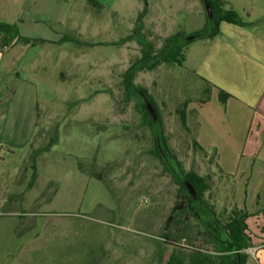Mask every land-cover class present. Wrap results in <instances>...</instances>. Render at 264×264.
I'll return each instance as SVG.
<instances>
[{"label":"rangeland","instance_id":"374dc122","mask_svg":"<svg viewBox=\"0 0 264 264\" xmlns=\"http://www.w3.org/2000/svg\"><path fill=\"white\" fill-rule=\"evenodd\" d=\"M5 1L11 16L0 20L45 41L10 49L21 84L0 79V87L33 89L39 104L34 136L9 160L2 181V190L17 199L13 209L37 213L43 226L13 264H164L173 254L189 261L194 251L219 262L211 237L189 211L173 212L183 193L156 156L144 114L127 100L123 82L141 57L134 38L139 26L159 50L168 37L204 27L201 0ZM222 2L264 27V0ZM203 43L190 44L175 63L138 73L135 82L157 105L171 151L186 172L204 179L205 197L228 216L234 182L220 174L213 154L194 145L195 112L209 88L194 71ZM10 45L0 38V49ZM185 103L187 129L178 114ZM167 236L175 242L165 243Z\"/></svg>","mask_w":264,"mask_h":264},{"label":"crops","instance_id":"0c3cea01","mask_svg":"<svg viewBox=\"0 0 264 264\" xmlns=\"http://www.w3.org/2000/svg\"><path fill=\"white\" fill-rule=\"evenodd\" d=\"M9 9L10 3L0 0V14L11 16ZM234 13L244 25L221 21L215 38L200 40L204 45L194 71L212 87L209 101L195 112V140L213 154L220 174L234 182V210L249 214L246 264H264V27ZM18 44L14 41L0 49V79L3 74L21 84L13 68L17 55L10 50ZM220 90L231 95L225 104L219 99ZM38 108L33 89L26 93L0 87V264H13L43 228L35 219L37 213L15 211L17 199L11 190H2L9 160L34 136Z\"/></svg>","mask_w":264,"mask_h":264},{"label":"trees","instance_id":"16d2710c","mask_svg":"<svg viewBox=\"0 0 264 264\" xmlns=\"http://www.w3.org/2000/svg\"><path fill=\"white\" fill-rule=\"evenodd\" d=\"M90 1L101 6L96 0ZM201 2L206 10L204 27L193 33L188 34L180 31L168 37L159 50H156L153 44L142 34V25L139 26L134 38L142 48L141 57L125 71L123 82L127 100L134 101L144 114V124L151 131L156 156L179 186L181 193H183L180 204L178 203L173 208V212L179 209L189 211L191 217L196 219L211 237L210 243L213 246V251L220 258L219 262L213 263L207 254L201 251H194L189 254V261H186L180 254H173L164 264H246L248 255L245 253V250L250 248L251 245L246 224L249 214L244 211L233 210L228 216H224L217 211L215 205L205 197L207 185L204 179L186 172L180 160L171 151L165 136L163 121L152 96L147 89L137 85L135 82L140 72L153 71L162 64L175 63L182 51L193 42L215 38L219 33L221 21L244 25V23L237 19L234 11L224 9L222 0H201ZM207 4L211 7L212 17L208 15ZM0 38H3L8 44H12L14 41L26 45L45 43L43 40H33L22 36L17 24H8L2 21H0ZM69 40L74 41L73 38H69ZM203 81L209 88L206 99L201 101L200 104L209 101L212 87L209 82ZM230 97V94L220 90L219 99L223 104ZM147 103H151L154 106L157 114L156 120H154L148 111ZM178 114L181 124L187 129V103L184 104L183 108L178 110ZM57 140V137L53 139L45 151L48 152L57 143ZM194 145L204 151L196 140H194ZM188 183L196 191V198L189 192ZM173 219L174 217L170 215L168 221L172 222ZM166 241L165 243L175 242L170 240L169 236H167ZM171 245L176 246L174 244Z\"/></svg>","mask_w":264,"mask_h":264},{"label":"water","instance_id":"95a60500","mask_svg":"<svg viewBox=\"0 0 264 264\" xmlns=\"http://www.w3.org/2000/svg\"><path fill=\"white\" fill-rule=\"evenodd\" d=\"M206 8H207L208 15L210 17H212V10H211V7L209 6V4L206 5ZM147 108H148V111L150 112V114L153 116L154 120H156L157 115H156V111H155L154 106L151 103H147ZM187 186H188L189 192L192 194V196L194 198H196V191L194 190L193 186L189 183L187 184Z\"/></svg>","mask_w":264,"mask_h":264}]
</instances>
